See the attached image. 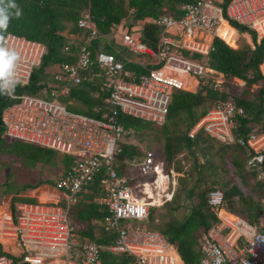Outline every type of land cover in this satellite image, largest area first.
I'll return each mask as SVG.
<instances>
[{
    "label": "built area",
    "instance_id": "1",
    "mask_svg": "<svg viewBox=\"0 0 264 264\" xmlns=\"http://www.w3.org/2000/svg\"><path fill=\"white\" fill-rule=\"evenodd\" d=\"M221 3L186 0L178 5V16L143 18L141 22L158 28L154 48L143 42L140 25L128 27L123 20L111 24L107 35L113 37L122 30L119 46L133 56L124 55V61L100 48H87L86 43L103 34L85 10L77 20L81 32L68 36L83 44L76 48L72 61L54 62L46 69L52 80L41 96L15 94L12 87L28 81L32 68L40 62L43 44L5 35L2 48L14 52L17 59L1 81L10 99L1 111L4 136L59 152L68 164L51 186L56 191L54 200L11 205L2 197L0 264H13L15 257L3 244L21 248L19 264H184L175 246L158 230L128 222L147 220L150 208L171 200L176 173L171 168L166 171L163 160L151 151L120 158L124 147H136L137 142L128 137L130 131L118 115L160 125L173 92H193L203 81L213 89L222 88L223 76L205 61L212 38L218 37L216 29L221 21L230 26L231 20L251 30L256 41L264 38V0H229L224 10ZM126 63L132 68L125 67ZM84 77L97 80L93 98L98 102L89 107L90 114L70 110L65 104L72 102V89ZM242 113L230 100L217 101L187 135L203 129L221 143L243 147L244 169L264 186V122L254 124L245 136L234 137L233 117ZM87 194L89 199L84 198ZM206 198L216 220L197 238L198 264H264V196L258 199L261 209L253 221L227 210L219 189L209 190ZM80 200L105 208L99 225L105 233L114 234L110 243L98 244L76 235L68 213ZM102 251L130 259L103 261Z\"/></svg>",
    "mask_w": 264,
    "mask_h": 264
},
{
    "label": "trees",
    "instance_id": "2",
    "mask_svg": "<svg viewBox=\"0 0 264 264\" xmlns=\"http://www.w3.org/2000/svg\"><path fill=\"white\" fill-rule=\"evenodd\" d=\"M186 0H0V16L8 15V26L6 30L0 29V48H2V39L6 34H14L28 40L40 42L44 46V51L40 62L32 68L28 81L22 85L14 83L12 90L15 94L40 95L41 90L47 87V82L52 80L51 75L46 69L54 62L72 61L76 48L83 44L74 38H69V34L80 33L81 29L77 27V20L81 14L88 10L91 19L100 34L91 42L86 43L88 49H102L114 55L117 60L124 61L123 56L125 50L117 47L113 42L112 37L108 36L109 26L118 24L122 20L125 25L131 27L140 25V36L147 45L154 48L158 33V28L148 22H141L145 17H156L160 14L178 16V5ZM229 0H222V8L225 9ZM15 4L17 8H13ZM17 9L20 10L19 18L15 16ZM226 18L225 14H223ZM129 18V19H127ZM128 21H126V20ZM231 27L225 22L221 23L218 34L219 37H213L211 48L205 58L209 68L222 73L223 82L220 90L213 89L207 82H200L198 87L193 91L177 90L171 94V100L168 105L164 121L160 124V130L163 133V165L165 170L173 166L174 172H185L179 162L176 161V154L182 150L191 152L192 146H199L203 152L204 161L202 167H208L212 170V180L208 182L206 188H199L193 180L191 186L182 185L185 189L187 197L192 196L197 198V201L191 205L189 212L181 218H172L167 220L162 226L157 227L163 237L175 246L182 262L184 264H198L200 254L197 250V238L200 232L208 228L215 222V216L210 211L207 204V192L211 189H219L222 192L225 208L248 221H253L257 217L261 207L258 199L264 196V186L254 179L251 171L244 169V159L246 150L237 145L235 142L221 143V146L214 152V138L207 135L203 129H199L193 136H188V129L217 101L230 100L234 105L243 109L242 114H235L231 125V132L234 137L245 136L246 133L253 127L254 124L262 125L264 122V38L256 41L254 33L243 25H239L231 20H228ZM233 27V28H232ZM227 29L232 31L246 32L251 37L252 47L248 44L236 45L238 35L230 37ZM246 35V34H245ZM244 42L246 37L240 36ZM108 40L107 42H105ZM66 46V49L64 48ZM72 54V55H69ZM200 57L199 54L192 56ZM196 58V59H198ZM125 67L132 68L131 64L126 63ZM3 78V77H2ZM0 78V152H12L30 156L35 159L50 161L54 157V153L61 155V161L65 163L63 168H66L68 159L66 156L51 149L41 148L39 146L10 140L4 136V127L1 120L2 109L10 103L6 91L1 87ZM236 78L243 83L240 85V90L237 92V85L232 82ZM97 80L95 78L84 77L82 81L72 89L70 97L72 102L67 104V108L76 112L90 114L89 107L93 103H97V98H93ZM252 86L255 88L251 89ZM67 98H62L66 101ZM119 121L129 130L128 137L136 136L139 132L142 133L149 128L152 123L127 115H118ZM182 124V129L176 128V124ZM219 142V141H218ZM218 149L223 154L230 153L231 163L234 167L235 174L239 177L241 185L247 187L248 192L243 193L241 189L228 182L225 179H220L217 176V171L221 170L226 173L223 162L215 161ZM133 155L140 156L136 147L128 145L124 147L120 158H132ZM207 155L210 157L207 159ZM201 166V165H200ZM120 173L126 174L124 169H120ZM119 172V171H118ZM185 178L176 177V181H185ZM55 180L51 181L53 185ZM42 182H37L34 188ZM45 183V182H44ZM179 189V188H178ZM174 194V193H173ZM178 193L176 194L177 197ZM175 196V194H174ZM256 198L255 200L253 198ZM84 198L89 199L87 194ZM173 198V196H172ZM39 201H51L54 199H43L36 197ZM33 197H17L14 202H35ZM175 198L173 199V201ZM172 201V199H171ZM170 201V202H171ZM172 201V202H173ZM11 201V205L14 203ZM171 202V203H172ZM170 203V204H171ZM178 208L177 203L172 206L171 212ZM106 213L103 206L98 205L91 200H80L74 204L68 213L70 225L74 228L78 237H85L94 240L98 244H108L114 238L113 233H105L99 225L103 215ZM152 218V208H150L147 220ZM87 223L91 226L97 225L98 236L94 237L92 230L75 229V223ZM81 230V231H80ZM81 234L83 236H81ZM0 252H2L0 248ZM103 258L107 260L111 254L102 251ZM116 256L115 261H126L129 257L124 255Z\"/></svg>",
    "mask_w": 264,
    "mask_h": 264
},
{
    "label": "rangeland",
    "instance_id": "3",
    "mask_svg": "<svg viewBox=\"0 0 264 264\" xmlns=\"http://www.w3.org/2000/svg\"><path fill=\"white\" fill-rule=\"evenodd\" d=\"M129 19V18H127ZM126 20V19H125ZM128 21V20H126ZM228 35L231 37H236L238 33H241L237 38L236 41L237 47H239L241 44H248L251 45V37L246 32L241 31H232L230 29L226 30ZM122 30H118L114 33L112 40L113 42L119 46L120 43V34ZM246 34V35H245ZM240 36L246 37L247 40L244 42L242 41ZM218 38H220L218 36ZM221 39V38H220ZM106 40L105 42H107ZM125 55L128 57H133L129 53L125 52ZM193 58L195 55L192 56ZM232 82L239 86L237 87V92L240 90V85H242V81L238 79H232ZM255 88V86H252L251 89ZM231 100V99H230ZM178 129H182V124L179 125L176 124L175 127ZM132 139H134L137 142L136 148L140 155L143 154L144 151H151L155 154V157L157 159H161L164 161L163 157V133L160 130V125L151 124V126L144 131L139 132L137 134V137L133 135ZM213 149L211 152H214L219 146H221L220 142L213 141L212 143ZM191 152L189 153L187 150H182L180 153L176 154L175 160L179 162V165L185 169V172H179L176 173L175 176V184L173 185L174 188V194L173 199L175 200L172 202L166 201L160 206L152 207V218L144 221H128L132 226H140V227H146V228H152L155 230H158L157 227L162 226L167 220H170L172 218H181L182 216L186 215L191 205H193L197 198L192 196L191 198L187 197V194L185 193V189L181 188L182 185H188L191 186V183L193 180L195 183V187H193V190L197 189L196 186L199 185V188H206L209 184L208 182L212 180V170L208 167H202V162L204 161L203 152L199 149V146H192ZM210 156L207 155V159L209 160ZM61 155L54 153V157L50 161L45 160H35L31 156L25 157L24 155H19L18 153H12V152H0V200L2 197L5 198L6 201L10 200L14 202L17 197H23L26 194L29 197L36 198L39 195L42 197H47L49 193L46 191V187L48 189H51L49 186L51 184V181L55 180L61 171L63 170V161H61ZM215 161L223 162L224 169L226 171L225 174L221 172V170L217 171V176L220 179H225L230 183H233L237 185L241 191L245 194L248 192L247 187H243L241 185L239 177L235 174L234 167L231 163V155L230 153L223 154L221 150L218 149V152L216 156H214ZM201 165V166H200ZM170 168L173 169L174 167L170 165ZM174 170V169H173ZM135 173V171L133 172ZM182 177L185 178V181H176V177ZM37 182H42L38 186H36L33 189H29L28 187L34 186ZM45 182V183H44ZM52 186V185H50ZM172 187L169 185V189ZM37 188V189H36ZM179 188V189H178ZM36 189V190H35ZM34 190V191H33ZM52 190V189H51ZM41 191H44L41 193ZM55 193V191H54ZM178 193L177 197L176 194ZM23 195V196H22ZM256 199L255 197L253 198ZM16 202V201H15ZM28 202V201H26ZM177 203L178 208L171 212L172 206H174V203ZM171 203V204H170ZM75 223V229H81L86 230L87 228H94L92 230V234L94 237H97L98 231H97V225L93 224V226L82 222L77 223V221H74ZM80 230V231H81ZM78 232L77 234H79ZM76 234V235H77ZM80 235V234H79ZM81 236H83L81 234ZM81 238V237H79ZM5 246V250L10 253L11 255L15 256L13 257V264H19L17 261H19L22 250L18 246H6L5 244L2 245ZM103 254H101V257ZM117 260L116 256H109L107 260L103 259V261L107 262H113Z\"/></svg>",
    "mask_w": 264,
    "mask_h": 264
},
{
    "label": "clouds",
    "instance_id": "4",
    "mask_svg": "<svg viewBox=\"0 0 264 264\" xmlns=\"http://www.w3.org/2000/svg\"><path fill=\"white\" fill-rule=\"evenodd\" d=\"M13 8H17V6L15 4L12 5ZM21 15V12L19 9H17V11L15 12V16L17 18H19ZM8 20H9V16L8 15H2L0 16V29H4L6 30L7 26H8ZM17 59V55L13 52L11 54H9V52H7L6 50H4L3 48H0V66H2V74H0V78H2L5 74L6 71L8 69H10L13 64L14 61ZM208 67V66H207ZM209 68V67H208ZM211 69V68H210ZM214 70V69H213ZM216 71V70H214ZM217 72V71H216ZM219 74L222 75V73L217 72ZM223 76V75H222ZM236 79V78H234ZM239 80V79H238ZM241 81V80H240ZM243 83V82H242ZM227 144V143H225ZM36 199V198H35ZM172 199V198H171ZM37 200V199H36ZM11 203V200H10Z\"/></svg>",
    "mask_w": 264,
    "mask_h": 264
},
{
    "label": "crops",
    "instance_id": "5",
    "mask_svg": "<svg viewBox=\"0 0 264 264\" xmlns=\"http://www.w3.org/2000/svg\"><path fill=\"white\" fill-rule=\"evenodd\" d=\"M231 27V26H230ZM233 28V27H232ZM236 30V29H235ZM238 31V30H237ZM241 34V33H240ZM239 34V35H240ZM238 35V36H239ZM47 186H49L51 189H48V187H46V191L49 193V195H47V197H42L41 195H39L38 197H40V198H43V199H55V194H56V191H55V189H53L50 185H47ZM35 188V187H34ZM29 189H33V188H29ZM37 189V188H36ZM35 189V190H36ZM34 191V190H33ZM54 191H55V193H54ZM44 191H41V193H43ZM23 196V195H22ZM24 197H29L27 194L24 196ZM37 197V196H36ZM5 204H7V202L5 203Z\"/></svg>",
    "mask_w": 264,
    "mask_h": 264
},
{
    "label": "bare ground",
    "instance_id": "6",
    "mask_svg": "<svg viewBox=\"0 0 264 264\" xmlns=\"http://www.w3.org/2000/svg\"><path fill=\"white\" fill-rule=\"evenodd\" d=\"M222 22H225V21H221L220 23H219V25H218V27H217V29H216V33H217V35L219 36V34H218V30H219V27L221 26V23ZM226 23V22H225ZM227 24V23H226ZM228 25V24H227ZM229 26V25H228ZM230 27V26H229ZM160 178L162 177V176H159Z\"/></svg>",
    "mask_w": 264,
    "mask_h": 264
},
{
    "label": "snow or ice",
    "instance_id": "7",
    "mask_svg": "<svg viewBox=\"0 0 264 264\" xmlns=\"http://www.w3.org/2000/svg\"><path fill=\"white\" fill-rule=\"evenodd\" d=\"M0 74H2V66H0Z\"/></svg>",
    "mask_w": 264,
    "mask_h": 264
}]
</instances>
